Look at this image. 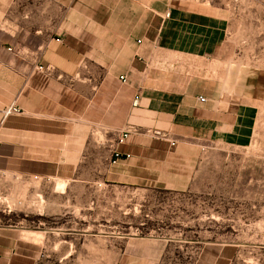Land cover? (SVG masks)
Returning <instances> with one entry per match:
<instances>
[{
    "label": "crops",
    "instance_id": "1",
    "mask_svg": "<svg viewBox=\"0 0 264 264\" xmlns=\"http://www.w3.org/2000/svg\"><path fill=\"white\" fill-rule=\"evenodd\" d=\"M169 3L0 0V192L12 178L58 179L62 186L173 185L176 178L161 175L167 141L205 137L246 142L251 123L248 106L220 102L215 83L182 81L177 71H168L171 62L210 57L206 51L216 47L218 35L214 17ZM37 65L48 68L38 70ZM122 74L125 83L118 80ZM13 101L21 112L3 118L1 110ZM127 125L136 126L138 132L116 144ZM113 149L120 158L107 166ZM109 195L127 199L129 194ZM96 196L93 215L104 221L107 208L100 200L106 193ZM108 211L110 218L115 217L113 209ZM1 212L8 216L13 211ZM8 221L0 218V264L53 260L41 255L39 240L51 230L28 229L22 218ZM83 226L86 232L118 227ZM144 244L136 241L114 252V262L146 264L145 250L139 251ZM155 245L154 255L160 253ZM96 247L98 262L106 261L105 241L99 240ZM86 249L89 254V240L83 243L82 263L90 262Z\"/></svg>",
    "mask_w": 264,
    "mask_h": 264
},
{
    "label": "rangeland",
    "instance_id": "2",
    "mask_svg": "<svg viewBox=\"0 0 264 264\" xmlns=\"http://www.w3.org/2000/svg\"><path fill=\"white\" fill-rule=\"evenodd\" d=\"M168 2L218 22L217 45L206 51L210 57L171 62L168 71H177L182 81L215 83L220 102L248 106V138L243 144L205 137L167 141L161 175L176 178L173 185L62 186L58 179H8L0 210L13 212H1L0 218L10 223L22 218L28 229L51 230L39 239L41 255L53 257L47 264H121L114 262V252L136 241H145L139 251L145 250L146 264H264V0ZM110 160L107 166L113 165ZM80 192L90 194L89 199H80ZM99 192L106 193L100 200L107 208L104 221L93 215ZM120 192L129 194L127 199L109 195ZM108 209L115 217L108 216ZM98 223L118 227L83 231V224ZM60 225L64 231L56 230ZM88 240L89 254L87 249L84 254L90 262L82 263ZM99 240L106 245L102 262L97 260ZM154 245L160 250L155 255Z\"/></svg>",
    "mask_w": 264,
    "mask_h": 264
},
{
    "label": "built area",
    "instance_id": "3",
    "mask_svg": "<svg viewBox=\"0 0 264 264\" xmlns=\"http://www.w3.org/2000/svg\"><path fill=\"white\" fill-rule=\"evenodd\" d=\"M8 51H13L12 47H7ZM48 67H44L41 65H37V69L41 70V69H47ZM118 80L122 83H125L126 81V76L125 75H119ZM199 101H204L203 97H199L198 98ZM21 109L16 105L15 101H13V103H11L9 106L3 108L1 110L2 113V117H6L10 114H14V113H20ZM138 132V128L134 125H127L122 131H120L115 139V143L119 144L124 142L127 137L131 134V133H136ZM157 135H160V132H155ZM164 137V136H163ZM120 158V154L118 151H116L115 149H113V154L110 160V163H116V161ZM5 201V197H2L0 195V203H3ZM8 207V206H7ZM9 209V208H8Z\"/></svg>",
    "mask_w": 264,
    "mask_h": 264
},
{
    "label": "bare ground",
    "instance_id": "4",
    "mask_svg": "<svg viewBox=\"0 0 264 264\" xmlns=\"http://www.w3.org/2000/svg\"><path fill=\"white\" fill-rule=\"evenodd\" d=\"M57 186V185H56Z\"/></svg>",
    "mask_w": 264,
    "mask_h": 264
}]
</instances>
